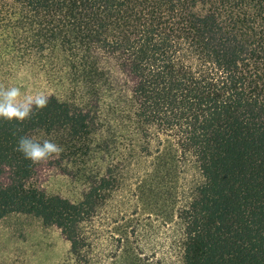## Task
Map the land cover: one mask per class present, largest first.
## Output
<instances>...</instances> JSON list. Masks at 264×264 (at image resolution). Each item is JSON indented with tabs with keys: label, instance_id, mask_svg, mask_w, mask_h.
Instances as JSON below:
<instances>
[{
	"label": "trees",
	"instance_id": "16d2710c",
	"mask_svg": "<svg viewBox=\"0 0 264 264\" xmlns=\"http://www.w3.org/2000/svg\"><path fill=\"white\" fill-rule=\"evenodd\" d=\"M0 79L50 90L30 118L0 119V221L58 229L50 264H152L102 252L87 227L118 185L122 158L101 152L144 153L151 182L165 163L163 264H264V0H0ZM20 137L62 151L32 163ZM184 159L200 180L179 199ZM45 161L78 199L35 184Z\"/></svg>",
	"mask_w": 264,
	"mask_h": 264
},
{
	"label": "rangeland",
	"instance_id": "374dc122",
	"mask_svg": "<svg viewBox=\"0 0 264 264\" xmlns=\"http://www.w3.org/2000/svg\"><path fill=\"white\" fill-rule=\"evenodd\" d=\"M17 86L21 89V99L42 93L49 95V89H34L19 82H4L0 88ZM165 155V152H162ZM122 158L117 164L118 185L105 195L96 216L88 229L98 238V247L104 252L122 250L123 247L141 253L152 264H163L169 251L167 238L172 234L169 224H165V163L159 180L150 181L147 176L152 158L140 152H101ZM154 158V157H153ZM165 161V156H164ZM96 165L91 160L88 168ZM178 184L173 191L183 199L200 180L193 160H180L176 164ZM164 173V174H163ZM35 184L51 195L76 200L83 191V184L64 176L52 163L45 161L35 179ZM120 239L121 242H117ZM67 248L60 231L55 227H45L38 220L14 214L0 221V264L10 261L23 264H43L56 261ZM6 257L8 259L6 260Z\"/></svg>",
	"mask_w": 264,
	"mask_h": 264
},
{
	"label": "clouds",
	"instance_id": "9594fccd",
	"mask_svg": "<svg viewBox=\"0 0 264 264\" xmlns=\"http://www.w3.org/2000/svg\"><path fill=\"white\" fill-rule=\"evenodd\" d=\"M21 97V89L17 86L0 88V119L22 122L33 114V105L42 109L47 105V97L42 94ZM16 150L21 152L25 159L38 163L58 155L62 148L49 140L38 142L29 137H20Z\"/></svg>",
	"mask_w": 264,
	"mask_h": 264
}]
</instances>
